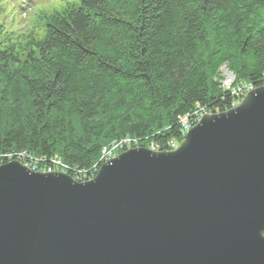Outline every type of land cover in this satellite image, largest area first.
Returning <instances> with one entry per match:
<instances>
[{"label":"trees","instance_id":"1","mask_svg":"<svg viewBox=\"0 0 264 264\" xmlns=\"http://www.w3.org/2000/svg\"><path fill=\"white\" fill-rule=\"evenodd\" d=\"M42 22L24 59L0 33V159L57 158L77 183L108 143L163 153L182 119L227 112L241 85L264 87V0H80Z\"/></svg>","mask_w":264,"mask_h":264},{"label":"water","instance_id":"2","mask_svg":"<svg viewBox=\"0 0 264 264\" xmlns=\"http://www.w3.org/2000/svg\"><path fill=\"white\" fill-rule=\"evenodd\" d=\"M182 138L83 183L1 165L0 264H264V87Z\"/></svg>","mask_w":264,"mask_h":264},{"label":"rangeland","instance_id":"3","mask_svg":"<svg viewBox=\"0 0 264 264\" xmlns=\"http://www.w3.org/2000/svg\"><path fill=\"white\" fill-rule=\"evenodd\" d=\"M79 4L80 0H5L0 3L2 45L14 46L17 56L24 59L30 41H40L44 36L43 15L61 12L66 5L78 7ZM219 77L221 83H234V76L223 66L219 69Z\"/></svg>","mask_w":264,"mask_h":264},{"label":"built area","instance_id":"4","mask_svg":"<svg viewBox=\"0 0 264 264\" xmlns=\"http://www.w3.org/2000/svg\"><path fill=\"white\" fill-rule=\"evenodd\" d=\"M227 80H230L229 77H227ZM222 86L229 90L231 89V83H222ZM253 90V88L250 85H241L237 88L231 89V93L233 97H235V100L231 106L232 108H235L239 105L240 101L244 98V96L247 94L248 91ZM204 114L212 115L204 111H197L193 114L191 119L184 118L181 120V137H184L186 132L191 129V127L195 126L197 123H199L201 116ZM183 138H181L180 142L176 141H169L166 145L167 149L164 152H173L176 150V148L180 147V144L182 143ZM138 148V143L135 141H131L128 138H124L118 141H112L108 143L106 146H104L101 149L100 158L98 163L95 165V170L97 172V169L102 164H105V162L108 159L116 158L119 154L127 151L128 149L132 150ZM146 150H150L153 152H160L157 145L153 143H147L144 148ZM11 161H15L17 164L24 167L26 170L33 172V173H55L59 172L63 175H67L66 167L57 159V158H50L48 161H36L33 160L30 156L26 155L25 153H20L16 155L7 154L3 157V159H0V166L4 164H8ZM96 175V174H95ZM69 177V176H68ZM95 177V176H94ZM93 177V178H94ZM73 182H76V174H74L71 177H69ZM92 178V179H93ZM91 180V179H89ZM84 180L80 183L89 181Z\"/></svg>","mask_w":264,"mask_h":264}]
</instances>
